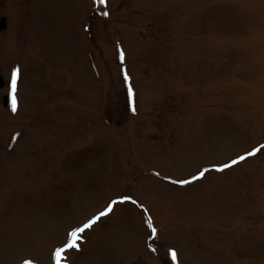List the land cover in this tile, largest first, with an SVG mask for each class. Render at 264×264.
Here are the masks:
<instances>
[{
  "label": "rangeland",
  "instance_id": "374dc122",
  "mask_svg": "<svg viewBox=\"0 0 264 264\" xmlns=\"http://www.w3.org/2000/svg\"><path fill=\"white\" fill-rule=\"evenodd\" d=\"M0 16V264H53L122 195L148 213L118 203L68 264H264V151L214 170L264 144V0H0Z\"/></svg>",
  "mask_w": 264,
  "mask_h": 264
},
{
  "label": "snow or ice",
  "instance_id": "6c2138e0",
  "mask_svg": "<svg viewBox=\"0 0 264 264\" xmlns=\"http://www.w3.org/2000/svg\"><path fill=\"white\" fill-rule=\"evenodd\" d=\"M100 3H106V0H100ZM105 16L108 15L107 12L104 13ZM125 58V53L120 51V59L123 61ZM20 78V69L13 68L10 73V82H9V91L8 95L11 97L12 103V111L15 112L17 110V90H18V80ZM127 79V76L125 77ZM129 94L131 95V89H129ZM261 151H264V144H259L253 147L250 151H246L244 154L237 156L235 159H232L229 163H225L223 165L214 166V170L218 172H223L225 169L231 168L234 165L247 160L249 157L256 156ZM210 170L209 168H203L198 172L196 176L192 178V180L188 179H180L171 181L174 184L179 185H187L192 183V181L197 179H202ZM159 175V173H156ZM131 202L133 205H138L144 213H148V209L144 207L143 204H139V202L133 199L131 196L122 195L118 200L113 199L105 206L103 210L97 211L92 216L86 218L82 222L77 225H70L66 231L64 239L61 241L59 246L55 247L52 251V261L53 264H68L67 254L72 251H80L81 243L84 239V234L93 229L98 222L102 220V218L109 216L113 213L115 205L118 203ZM146 225L150 229V234L155 236L157 234V228L154 226L153 219L151 215H148L146 220ZM170 255L173 261L177 260V253L175 250L170 249ZM24 264H33L30 260H25Z\"/></svg>",
  "mask_w": 264,
  "mask_h": 264
},
{
  "label": "water",
  "instance_id": "95a60500",
  "mask_svg": "<svg viewBox=\"0 0 264 264\" xmlns=\"http://www.w3.org/2000/svg\"><path fill=\"white\" fill-rule=\"evenodd\" d=\"M2 22V21H1ZM0 22V31L4 29L3 24ZM4 87V81L2 77H0V90ZM1 104L4 108L10 105V97L8 95H4L1 97Z\"/></svg>",
  "mask_w": 264,
  "mask_h": 264
},
{
  "label": "flooded vegetation",
  "instance_id": "af4514ba",
  "mask_svg": "<svg viewBox=\"0 0 264 264\" xmlns=\"http://www.w3.org/2000/svg\"><path fill=\"white\" fill-rule=\"evenodd\" d=\"M2 21V22H1ZM0 22L3 24L4 29L2 31H0V33L4 32L6 30L7 27V23H6V19L2 16H0Z\"/></svg>",
  "mask_w": 264,
  "mask_h": 264
}]
</instances>
